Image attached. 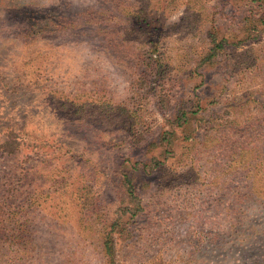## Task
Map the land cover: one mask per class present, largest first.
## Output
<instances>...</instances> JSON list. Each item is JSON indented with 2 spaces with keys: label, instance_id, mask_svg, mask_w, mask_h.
Listing matches in <instances>:
<instances>
[{
  "label": "rangeland",
  "instance_id": "374dc122",
  "mask_svg": "<svg viewBox=\"0 0 264 264\" xmlns=\"http://www.w3.org/2000/svg\"><path fill=\"white\" fill-rule=\"evenodd\" d=\"M0 264H264V0H0Z\"/></svg>",
  "mask_w": 264,
  "mask_h": 264
},
{
  "label": "trees",
  "instance_id": "16d2710c",
  "mask_svg": "<svg viewBox=\"0 0 264 264\" xmlns=\"http://www.w3.org/2000/svg\"><path fill=\"white\" fill-rule=\"evenodd\" d=\"M217 47H218V44H217ZM185 118L187 119V113L183 114V119H185ZM163 141H164V137H163ZM159 162H160L159 159L153 157L152 159L149 160L148 163H146V168L149 167L150 169H153L159 164ZM124 178H125L124 179L125 180V184L127 186V189H126L127 195L130 196V197H135V195H134V187L132 185V182H133L132 178L129 177L127 174L124 175ZM108 236H109V234H108ZM108 244H109V241L106 240L105 241L106 254L111 256L112 255V251H111L112 249H111L110 245H108Z\"/></svg>",
  "mask_w": 264,
  "mask_h": 264
}]
</instances>
